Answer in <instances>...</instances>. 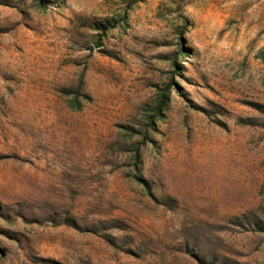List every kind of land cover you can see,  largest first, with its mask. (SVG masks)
Segmentation results:
<instances>
[{
    "label": "rangeland",
    "instance_id": "rangeland-1",
    "mask_svg": "<svg viewBox=\"0 0 264 264\" xmlns=\"http://www.w3.org/2000/svg\"><path fill=\"white\" fill-rule=\"evenodd\" d=\"M0 264H264V0H0Z\"/></svg>",
    "mask_w": 264,
    "mask_h": 264
},
{
    "label": "bare ground",
    "instance_id": "bare-ground-1",
    "mask_svg": "<svg viewBox=\"0 0 264 264\" xmlns=\"http://www.w3.org/2000/svg\"><path fill=\"white\" fill-rule=\"evenodd\" d=\"M60 145H61V147H62V142H61V144H60Z\"/></svg>",
    "mask_w": 264,
    "mask_h": 264
}]
</instances>
